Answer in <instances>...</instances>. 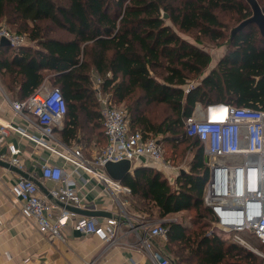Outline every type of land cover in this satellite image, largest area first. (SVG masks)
<instances>
[{"label":"trees","instance_id":"1","mask_svg":"<svg viewBox=\"0 0 264 264\" xmlns=\"http://www.w3.org/2000/svg\"><path fill=\"white\" fill-rule=\"evenodd\" d=\"M252 15L247 0H0V22L33 42L18 50L0 43L2 83L15 100L34 95L46 82L60 88L68 109L65 141L85 131L86 122L102 125L105 134L100 91L124 105L132 130L161 135V144L173 143L175 150L184 144L191 149L189 169L180 171L174 185L154 167L136 168L119 180L151 217L192 213L189 224L165 223L174 264H264L263 257L212 229L216 217L203 200L208 158L185 126L198 102L264 109V36L249 24L232 37L223 18L241 23ZM194 31V42L181 34ZM204 38L229 46L207 75L212 56L201 46ZM195 78L198 84L186 92ZM152 106L164 107L160 121L150 114Z\"/></svg>","mask_w":264,"mask_h":264},{"label":"built area","instance_id":"2","mask_svg":"<svg viewBox=\"0 0 264 264\" xmlns=\"http://www.w3.org/2000/svg\"><path fill=\"white\" fill-rule=\"evenodd\" d=\"M3 38L16 50L30 43L25 34L0 24V41ZM194 86L196 84L190 82L186 92ZM0 97L8 100L17 114H30L40 127V135H35L10 123L0 124L1 161L23 169L22 149L16 143L7 142L11 134H16L37 146L46 147L72 167L70 169L52 160L41 165L42 179L53 183L47 188V193L42 192L35 180L20 175L11 185L14 199L21 203L22 214L33 220L39 231L50 240L65 241L64 232L69 226L82 235H95L107 243L116 240L122 220L130 219L126 201L120 199L119 194H129L131 189L105 171L107 162L129 160L132 163L146 159L155 165H162L175 176L184 168L166 162L159 138L146 137L142 131L132 130L127 110L114 105L100 91L97 92V99L107 144L92 160L85 157L81 146L69 145L62 150L54 145L56 128L63 124L68 110L60 88L45 86L24 100H12L0 81ZM211 108V105L204 106L198 102L185 121L187 135L201 141L208 157L210 177L204 188V204L215 215V228L219 233L264 258V252L254 248L245 237L249 234L264 245V109L224 104L227 118L223 120L212 118ZM4 145L6 151L2 150ZM78 171L91 173L93 178L105 185V190L114 196L119 205L116 215L100 222L98 217L66 208H90V203L82 194V187L74 180L73 175ZM140 226L143 234L139 242L154 264H173L171 257L155 249L153 243L156 238L169 241V228L165 223L146 218ZM86 264L102 263L95 259ZM130 264L138 262L132 260Z\"/></svg>","mask_w":264,"mask_h":264},{"label":"crops","instance_id":"3","mask_svg":"<svg viewBox=\"0 0 264 264\" xmlns=\"http://www.w3.org/2000/svg\"><path fill=\"white\" fill-rule=\"evenodd\" d=\"M28 45H33V42ZM45 86L51 87L52 85L50 82H46L40 89ZM9 96L11 95L9 94ZM10 98L14 99L12 96ZM2 123H10L24 129L29 134L40 135V127L34 117L28 113L26 116L17 114L11 103L0 97V124ZM66 125H68V120H64L63 124L56 128L55 134L54 145L62 150H65V146L70 144L81 146L85 157L92 160L107 143L102 125H97L96 128L90 122L85 123L86 130H79L75 139L65 141L61 132ZM7 142L16 143L22 149V170L42 183L43 189L41 190L44 193H47L48 187L53 186L51 181L42 179L41 165L45 161H57L60 165H67L68 168L72 169L64 158L44 146L35 145L25 137L11 134ZM2 150H7L6 145L2 147ZM139 167H154L160 170L172 185L175 184L177 175L167 171L162 165L158 166L142 159L132 162L130 174L134 175L136 168ZM188 169L189 165L181 171ZM73 176L76 185L82 187L81 191L86 201L90 203V208L86 210L103 212L98 216L100 222L111 217L109 214L116 215L118 213L119 205L114 196L109 194L105 190V185L93 178L91 173L78 171ZM18 177L19 174L15 171L0 165V219L2 220V224H0V264H86L95 259L102 264H130L132 260L137 261L138 264H154L139 242L140 236L143 234L140 222L147 218L145 213L129 212L130 219L124 218L122 220L117 238L112 243L104 242L95 235H82L74 231L71 226L67 227L64 232L65 241L50 240L39 231L33 220L27 219L22 214L21 203L14 199L11 193V185ZM119 197L126 201V209L132 207L131 202L135 200L132 192L129 194L121 193ZM184 212L186 211L171 213L164 219L157 216L150 217V219L162 222L165 220L184 221L189 224V221L182 219ZM153 243L155 249L173 258L172 245L169 241L156 238Z\"/></svg>","mask_w":264,"mask_h":264},{"label":"rangeland","instance_id":"4","mask_svg":"<svg viewBox=\"0 0 264 264\" xmlns=\"http://www.w3.org/2000/svg\"><path fill=\"white\" fill-rule=\"evenodd\" d=\"M261 2L264 3V0H261ZM223 18L229 24L230 30L228 31V33H230V34H231L232 30L237 25L240 24V22H237L236 20L231 19L230 16H227V17L225 16ZM0 24L6 25L10 29H12L13 31L17 32L15 27H13L11 25H8L5 22H0ZM181 34L184 37H186V38H188V39H190L191 41L194 42V35L196 34V31H194L192 33H189V34H187V33L186 34L185 33H181ZM56 35L65 37V34L62 33V32H59V31L56 32ZM201 46L205 50L209 51L211 56H212V58H213L210 66L206 69L205 74L207 75V74H210L211 71L217 67L219 61L227 53L229 46H228L227 42H225V40H221V41H217V42H211L207 38H204V44L201 45ZM0 81L2 82L1 77H0ZM192 81L195 84H198L199 79L195 78ZM121 106H124V105L122 104ZM149 112H150V114L152 115V117L154 119L159 120V121L164 117V114H165L164 113V107H159V106L149 107ZM129 118H130V115H129ZM158 138L162 139V136L160 135V136H158ZM186 146H187V144H184L178 150H175L173 143L164 142L163 143V148H164V151H165L164 152V159L166 160V162H169V163H171L173 165H177V166H183L184 168L188 167L189 162H190L193 154L191 152V149H189L188 147L185 148ZM131 205H132L131 208L130 207L127 208V209H129L128 213L129 212H135V213H139V214L140 213L141 214L145 213L147 218L151 217L150 216L151 215L150 211L145 210V208H144V206L142 205L141 202L132 201ZM184 213L185 214L182 215V219L187 220V221L190 222V217H191L192 213H189V212H184ZM215 224L213 223L212 226H211L213 230H215L214 229L215 228ZM194 227H197V226H194ZM224 236H226V235H224ZM245 237L251 242V244L253 245L254 248H257V249H259V250L264 252L263 244L258 239H256L255 237H253V236H251L249 234H245ZM172 249H173L172 256L175 257L174 247Z\"/></svg>","mask_w":264,"mask_h":264},{"label":"water","instance_id":"5","mask_svg":"<svg viewBox=\"0 0 264 264\" xmlns=\"http://www.w3.org/2000/svg\"><path fill=\"white\" fill-rule=\"evenodd\" d=\"M248 3L251 5L252 10H253V15L245 20H243L239 25H237L231 32L232 37H234L237 33L243 31L249 24H256L258 28L260 29L261 34L264 36V11L262 7L260 6L258 0H247ZM164 18H168V14H164ZM0 43L2 45H11V43L3 38ZM224 104L222 103H215L212 104V108L217 107V106H223ZM0 165L4 166L8 169H11L15 171L17 174L20 176L30 179V180H35V182L39 185L41 189H43V185L40 181L34 179L30 174L25 172L24 170L11 165L8 162H3L0 160ZM132 167V163L129 160H123V161H118V162H112L109 161L105 165V170L107 173L114 179L116 180H121L123 179L129 172ZM183 172V171H182ZM68 210L82 214V215H87V216H95L98 217L101 215L103 212L102 211H91V210H86V209H79L76 207L72 206H67L66 207ZM109 216H112L109 214ZM171 220H165L164 223L169 222Z\"/></svg>","mask_w":264,"mask_h":264},{"label":"bare ground","instance_id":"6","mask_svg":"<svg viewBox=\"0 0 264 264\" xmlns=\"http://www.w3.org/2000/svg\"><path fill=\"white\" fill-rule=\"evenodd\" d=\"M210 116L212 118L225 120L227 118V112L225 111L223 106H217V107L211 108Z\"/></svg>","mask_w":264,"mask_h":264}]
</instances>
